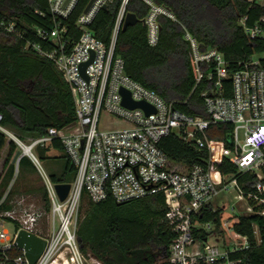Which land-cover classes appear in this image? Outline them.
Here are the masks:
<instances>
[{"label":"built area","instance_id":"2783aa9c","mask_svg":"<svg viewBox=\"0 0 264 264\" xmlns=\"http://www.w3.org/2000/svg\"><path fill=\"white\" fill-rule=\"evenodd\" d=\"M129 1L121 0L108 45L98 40L90 27L98 13L114 0H94L88 7L89 0L72 21V27L69 23L80 0H46L48 25L29 27L40 40L52 44L48 50L32 44L27 47L52 62L68 85L74 101L75 122L63 130L49 129L43 137L22 142L2 127L0 116V132L21 152L14 164L15 173L20 159L27 157L36 169L49 203L45 212L40 200L38 206L24 205L26 199L20 197L11 202L9 211L0 213V264H28L25 251L16 246L20 232L46 243L35 264H89L76 238L84 198L91 203L108 198L116 203L161 198L165 209L163 220L175 234L168 248L170 264L242 263L229 258L230 254L249 247L247 239L233 231V223L228 225L222 219L216 230L213 224L199 223L196 218L203 211L225 212L228 207L237 217L254 214L264 217V210H257L264 205L261 182L254 184L252 191L244 192L235 176L218 172L222 161H227L239 173H253L261 180L264 51L240 62L231 73L221 53L203 49L182 27L190 46L196 84L207 81L201 93L207 119L187 116L131 80L124 72L123 60L115 55L117 37L129 13ZM140 1L147 6L148 13L139 22L147 29L148 45L154 47L160 32L158 19L163 17L173 22L176 19L168 8L151 0ZM247 1L264 7V0ZM246 21L247 18H241L238 25L248 40L264 41V16L252 26H247ZM0 29L22 38L14 21L0 22ZM87 63L82 73L81 66ZM121 90L129 94L131 101L144 102L154 112L146 114L140 108L123 106ZM216 125L232 126L226 141L208 137L209 127ZM169 135L206 152L207 158L186 167L184 173L172 171L168 158L159 148L160 141ZM54 139L61 143L76 171L64 201L59 200L55 184L35 154L37 147H46ZM230 192H234L233 203L228 198ZM6 223L13 226L12 234L5 228ZM201 232L206 235L203 241L197 238ZM254 233L257 236L256 228ZM222 239L226 245H219ZM12 252L16 255H10ZM91 261L100 264L92 258Z\"/></svg>","mask_w":264,"mask_h":264},{"label":"trees","instance_id":"16d2710c","mask_svg":"<svg viewBox=\"0 0 264 264\" xmlns=\"http://www.w3.org/2000/svg\"><path fill=\"white\" fill-rule=\"evenodd\" d=\"M88 1L80 0L69 27ZM151 1L168 8L176 22L163 17L158 19L160 32L154 47L148 45L147 29L141 22L127 27L117 37L115 55L123 60L124 72L131 80L155 92L166 103H172L177 111L207 119L201 98L207 81L196 84L190 46L184 39L182 27L203 49H215L221 53L232 73L240 62L264 51V41H249L238 25V20L245 17L246 25L252 26L264 16V7L247 0ZM120 3L121 0H114L106 10L100 11L90 27L94 36L105 45L109 44ZM127 11L141 20L147 15L148 8L140 0H130ZM10 21L15 22L22 38L0 29L1 125L17 139L26 142L45 136L49 129L60 131L71 126L75 122L74 101L53 63L38 55L32 47H27V44L44 50L52 47L29 29L48 25L46 0H0V22ZM231 131L230 125H216L210 126L207 134L212 140L226 141ZM159 148L168 158L169 168L179 173L186 172V167L208 156L206 152L184 144L175 135L163 138ZM17 150L16 144L0 132V200L7 192L0 213L9 211L14 196L19 195L14 187L15 168L11 164ZM50 151L58 155L50 156ZM35 154L42 166L60 164V173H47L53 184L73 181L75 168L58 140L54 139L46 147H37ZM218 172L235 176L244 192L252 191V186L258 182L264 185V165L260 168V181L253 173H239L227 161H222ZM17 173L21 177L37 174L27 157L20 159ZM23 193L18 197L37 193L44 211L48 212L49 203L43 186L37 190L26 189ZM164 210L161 198L128 201L119 206L112 198L98 203L84 198L76 230L79 250L84 257L100 264H170L168 248L175 234L163 220ZM257 210H264V205ZM222 213V210L215 213L206 210L196 221L211 223L218 230ZM233 231L245 237L249 247L230 254L229 258L239 259L241 264H264V217L255 214L239 216L233 223ZM197 238L203 241L206 235L201 232Z\"/></svg>","mask_w":264,"mask_h":264},{"label":"water","instance_id":"95a60500","mask_svg":"<svg viewBox=\"0 0 264 264\" xmlns=\"http://www.w3.org/2000/svg\"><path fill=\"white\" fill-rule=\"evenodd\" d=\"M94 0H90L88 7L91 5V3ZM87 7V8H88ZM105 9V7H103ZM87 10V9H86ZM139 20L135 17L134 14L128 13L124 24L122 26V32L126 30L127 27L132 26L136 23H138ZM87 64H84L81 66V71L83 73L84 68ZM121 94L123 97L122 105L129 108V109H135L140 108L146 112V114H149L151 112H154L153 109L145 104L144 102H133L130 100L129 94L123 90H121ZM21 152L17 151L11 161V164L14 165L16 163V160L20 157ZM70 185L69 184H56L54 185V190L59 198L60 201H64L67 197V194L69 192ZM122 203H117V205H121ZM16 246L19 249H23L25 251V256L27 258L28 264H35L40 255L42 254L46 243L38 239L34 236H31L25 232H20L17 239H16Z\"/></svg>","mask_w":264,"mask_h":264},{"label":"rangeland","instance_id":"374dc122","mask_svg":"<svg viewBox=\"0 0 264 264\" xmlns=\"http://www.w3.org/2000/svg\"><path fill=\"white\" fill-rule=\"evenodd\" d=\"M26 141V140H25ZM18 151V150H17ZM50 156H54V155H58L57 152L55 151H50L49 153ZM42 167H44V171L46 173L48 172H56V173H60L61 171V167H60V164L58 162L56 163H53V164H50L48 167H45V165H43ZM18 173L16 172L15 173V170H14V177L16 178V181L14 182V187L18 190V194H24L23 191L26 190V189H35L37 190L38 188H42V182L40 180V178L38 177V175L36 173H31L29 175H25V177H21L20 175L18 176L17 175ZM13 177V178H14ZM13 183V182H12ZM19 195H15L14 196V200L13 201H16L18 200L20 197H18ZM233 196H234V192H230L229 195H228V198L230 200V203H233ZM21 197H25V201H24V205H39V196L37 193L35 194H32V195H28V196H21ZM221 218L223 219L224 222L227 221V224L229 225L230 223H235L236 222V219L238 218L237 215H236V212H230V208L228 207V209L222 213V216ZM57 225H58V221L56 219V228H57ZM5 228L7 229V231L12 234L13 233V226L11 224H7L6 223V226ZM227 241L230 240V238L225 237ZM226 240H219L218 243L219 245H223L227 242H225ZM223 242V243H222ZM86 258V261L89 263V264H92V261H91V258L90 257H85Z\"/></svg>","mask_w":264,"mask_h":264}]
</instances>
